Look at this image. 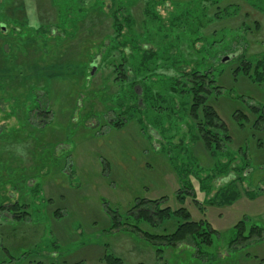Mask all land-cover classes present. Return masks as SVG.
<instances>
[{"label": "rangeland", "instance_id": "1", "mask_svg": "<svg viewBox=\"0 0 264 264\" xmlns=\"http://www.w3.org/2000/svg\"><path fill=\"white\" fill-rule=\"evenodd\" d=\"M21 1L29 6L27 10L34 11L33 24L60 26L51 0H6L1 9L11 17L22 15L15 9ZM123 1L132 5L129 8L135 19L134 29L140 33L147 30L140 37L147 38L144 42L149 39L158 50L157 56L146 60L139 72L154 71V89L163 93L162 100L155 103L165 110L142 105L130 109V96L135 98L132 89L139 93V86L133 88L129 79L118 81L116 86L109 68L89 71L88 66L96 62L95 46L112 34L111 20L106 15L93 11L81 19L80 30L71 40L64 39L62 30L53 32V28L50 34H37L31 25L23 31L27 37L17 33L15 40L5 45L7 52L11 47L15 54L11 60L8 57L2 61L0 67L6 72H0V79L11 76L12 81L20 77L26 96L31 87L41 89L40 99L49 98L47 108L51 112L50 123L35 135L30 134L23 148L20 139L25 138L19 135L25 134L18 130L23 122L12 115L9 101H0V130L7 129L8 133L0 139V156L12 158L9 151L14 149L11 167L26 169L12 174L0 168V184L11 177V183L0 188V202L1 197H6L8 206L18 199L23 203L22 197L28 211L18 219L8 210H0V264H61L63 260L66 264H105V252L120 256L123 264H264V240L248 239L236 246L228 245L232 227L241 219L247 228L250 223L264 224V131L252 127L255 116L247 107L248 103L263 105L264 85L253 83L239 72L235 74L241 52L251 60L264 57L263 4L223 0L221 7L237 4L236 15L206 25L204 41L197 44L202 50L187 53L192 28L172 27L161 32L155 23H145L144 0ZM162 1L157 9L165 20L172 11L176 15L198 12L195 7L199 0ZM105 2L108 7L110 0ZM215 10L212 7L209 13ZM0 33V43H4L7 33L3 29ZM128 58L134 62L133 55L128 53ZM173 64L210 71L215 84L221 87L212 93L209 102L232 136L222 152L210 154L201 142L192 141L195 130L183 109L184 96L174 95L167 88L172 73L166 70L180 69ZM92 68L97 69V65ZM8 82L0 80V86ZM43 91H48V97ZM10 92H5L7 97ZM121 101L125 104L123 110L127 109L124 115L130 119L114 127L109 120L120 116ZM107 106L112 110H106ZM235 110L243 111L249 123L240 127L233 119ZM32 120L39 117L33 116ZM220 168L224 170L218 172ZM234 171L241 178L229 183L227 201H223L219 193L233 178L229 176H236L231 174ZM163 196L160 206H170L172 210L184 206L193 219L205 218L218 230L202 254L188 245L152 244L136 232L106 231L110 225L106 205L123 215L138 197ZM58 209L60 216L55 215ZM174 227L169 222L161 230L171 232ZM149 231L160 233L155 227Z\"/></svg>", "mask_w": 264, "mask_h": 264}, {"label": "trees", "instance_id": "2", "mask_svg": "<svg viewBox=\"0 0 264 264\" xmlns=\"http://www.w3.org/2000/svg\"><path fill=\"white\" fill-rule=\"evenodd\" d=\"M246 1H252V5L254 6H261L262 4L264 6V0ZM50 2L58 12L57 14L59 17L60 26H46L41 22H35L33 24L31 16L35 18L34 11L32 10V13L30 10H27L29 6L26 5L25 1H21L18 4V8H15L14 6L16 11H19L22 13V15L18 14L11 17L8 14H5L1 9V7L5 5L6 0H0V29H3L7 33V39L4 41V43H0V46L4 47V50H0V66L3 64L2 61L6 60L8 57L11 60L10 56L15 54L13 51L14 49H11V47L9 50L10 52H7L5 47L7 42L15 40V37L17 36L15 34L17 33L25 34L23 31L27 29L28 26L32 25L31 29L35 30L37 34L38 32L41 33L42 31H48L47 33L50 34L49 29L51 28H53V32L55 30H62L63 32H61L65 37L64 39L71 40L78 34V30H80L78 27L79 21H81V19L84 20L88 15H91L93 11H96V13L99 15H106L108 18H110L112 34L106 36L107 38L101 42L100 45L95 46L98 52L95 50L93 55L95 56V64H97V69H93L89 65V71L91 73H96L99 69L103 70L105 68H109L110 72L112 73L111 80L115 82L116 86L118 81L124 82L128 79L131 80L133 88L134 86H139V93L136 92L137 89H132V94L135 96V98L132 99L130 96V100L128 102L130 104H127V107L130 109L140 108V105H142L144 108L153 107L159 108L160 110L166 109V107L163 105H158L155 103L156 101L162 100L163 93L159 89H154L155 86L152 83L154 71L149 74H142L139 72L142 70L146 60L148 61L149 59H152L153 56H157L158 50H154L155 47H152L151 45L154 43H151L149 39L148 42H144V40L147 38L143 39L140 37L144 33L147 34V30H144V32L140 33L134 29L135 19L133 18L129 8L132 5H128L123 0H110L108 7L105 0H51ZM144 2L145 5L143 9L144 19H146L145 23H155V25L161 29V32L167 31V29L172 27H180L183 28V30L192 28L190 44L188 43L187 47H185L187 53H191L192 50L195 52L202 50L203 47L201 49L197 48V44L201 40L204 41L202 33L203 28H205L206 25L209 23L211 24L214 21H221L225 19V17L230 18L235 16L238 11V7H235L237 4L235 6L224 5L221 7L223 0H199L198 7H195V11H198L196 14L191 15L189 13L183 12L181 15H176L174 11H172L174 14H172V12L169 13V19L165 20L157 9V5L164 1L144 0ZM212 7H215L216 10L214 13H209ZM105 8H107V10H105ZM60 11L61 15L59 16ZM27 12H29L27 14L28 16H25ZM1 24H4L5 28L1 27ZM0 34L3 35L2 33ZM25 37H27V34H25ZM144 47H147L146 51L142 52ZM140 51L142 53H140ZM127 52L130 55H133L134 62L129 61ZM139 54L143 55L141 60L138 58ZM237 60H239V65L238 68L235 69V74H238L237 72H239L246 78H249L253 83L264 85V57L251 60L245 58L243 52H241L237 55ZM174 66H177L180 69L176 71L170 69L166 70L167 72L172 73L170 78L171 81H168L169 83L167 88H169L171 93L174 95L184 96V99L182 100L184 103L183 109L189 116V120L191 122L190 125H192L195 130V133L191 135L192 141L194 143L201 142L204 148L210 154L222 152L223 149L226 148L227 144L231 142L232 136L229 133V127L226 122L221 118L214 106L209 102V98L212 93L217 92L221 89V87L215 84L216 80L212 78L210 71L201 72L199 69H188L187 65L182 66L180 64ZM10 67H14V65L11 64ZM0 72L3 73L6 71L3 67H0ZM10 77L8 79L3 77L0 79L1 82H6V80H9V84L0 86V94H2L0 95V101H9L11 103L10 111L13 110L14 112L12 115H16V119L19 123L23 122L22 126H20L18 130L24 131L25 135H19V138H25L20 139V141L23 143L21 144V147L23 146L24 148L26 146V138L29 137L30 134L33 133L35 135L39 130H42L50 123V118L48 119V116H50L51 110L47 108L49 98L41 100L40 92L42 90L36 88L34 89L33 87H31V91L28 92L29 95L26 96L23 91L24 84L20 83V77H16L17 79L14 78L12 81L10 80ZM7 90L12 91L7 94L8 97L5 93ZM45 93L46 97H48V91ZM27 98H30V100ZM242 100L245 99L242 97ZM28 102H30V105H27ZM119 106L120 116L118 118L109 120V123H111L114 127H121L130 119L129 116L126 117L124 115L127 111L126 108L123 110L125 104L121 101ZM247 107L249 108V111L255 116L252 127L258 131H264V103L263 105H252L251 103H248ZM109 108L110 107L107 106L106 110ZM109 110L112 109L110 108ZM10 114L11 113L9 112V115ZM131 115L133 116V114ZM33 116L39 117V120H32ZM233 119H235L236 123L240 127L244 126V123L248 124L250 121L248 116L240 110H235L233 112ZM137 121L140 123L142 122V120ZM15 129L17 128L12 130ZM27 129L33 130L34 132L27 131ZM6 130L7 129L1 128V140L3 137L8 136ZM39 135L40 134L38 133L36 137ZM30 140L32 141V139L29 138V141ZM258 142L260 143L259 145H263L261 141ZM33 149L34 148H32V150ZM13 150L9 151L12 152V158L9 155H6V158H2L0 156V168H7V173L13 171L12 174L15 171L20 172V170H26L25 168H20V166L16 168L11 167V162L15 157L13 156ZM34 161L36 162V160ZM230 162L232 161H229V165L231 164ZM222 170H224V168L217 169L218 172ZM212 173L213 172H211V174L205 175L204 178L212 175ZM231 174L236 175L237 173L234 171ZM17 175L18 173H16L14 177H17ZM229 177L233 178H229L230 180L225 183L227 188H224L223 186V191L219 193V196L223 199V201H227L226 194L229 192V183L231 184L238 178H241L239 174L235 177L232 175ZM10 180L11 177H7L2 182V184H0V188L4 187L8 182L11 183ZM237 194L238 193H236V196ZM233 196H235V194H233ZM233 196L231 195L230 198ZM164 198L165 196L161 197V199H147L138 197L134 200V203L131 205L128 211H126V213L123 215H121V213H119L116 209H112L109 205H106L107 213L110 218V225L106 231L136 232L147 241L152 242V244L159 243L158 245L168 247L188 245L187 247H194L202 254L204 252V246L212 244V237L215 234H218V230L215 229L209 220L205 218L199 220L193 219L191 212L184 206L174 210H172L170 206H160V201ZM1 200L0 210L3 209L12 212L18 219L24 218L28 213L26 210L27 204L24 202L22 197L21 200L23 203H21L18 199L9 206L6 204L8 201L6 197H1ZM19 208H24V210L21 211ZM11 209H13V211H11ZM55 215L60 216L59 209L56 211ZM169 222L174 223L175 227L173 230L171 232H168L166 228L161 230V227L166 226V224ZM141 224L146 225L147 227L142 228ZM248 226L249 227L247 228L244 219L238 221L232 227L233 234L229 239L228 245L231 247L236 246V244L240 242H246L248 239H255L259 241L264 240V224L250 223ZM152 227L160 229V233L155 234L149 231V229L151 230ZM54 245L55 243H53V246ZM103 260L105 264H123V259L113 253L105 252ZM61 264H66V262L63 260ZM74 264H83V262L78 261Z\"/></svg>", "mask_w": 264, "mask_h": 264}, {"label": "flooded vegetation", "instance_id": "3", "mask_svg": "<svg viewBox=\"0 0 264 264\" xmlns=\"http://www.w3.org/2000/svg\"><path fill=\"white\" fill-rule=\"evenodd\" d=\"M2 26L1 27H3V28H5V25L4 24H1ZM95 65V63L94 62H92V64L90 65L91 67H93ZM97 65V64H96ZM93 69H95V68H93Z\"/></svg>", "mask_w": 264, "mask_h": 264}]
</instances>
